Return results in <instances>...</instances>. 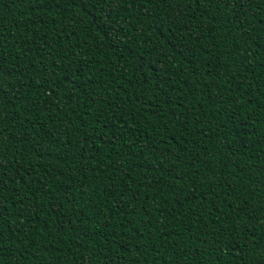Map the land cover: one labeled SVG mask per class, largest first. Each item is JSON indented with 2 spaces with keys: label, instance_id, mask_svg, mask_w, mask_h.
Instances as JSON below:
<instances>
[{
  "label": "trees",
  "instance_id": "obj_1",
  "mask_svg": "<svg viewBox=\"0 0 264 264\" xmlns=\"http://www.w3.org/2000/svg\"><path fill=\"white\" fill-rule=\"evenodd\" d=\"M0 264H264V0H0Z\"/></svg>",
  "mask_w": 264,
  "mask_h": 264
}]
</instances>
